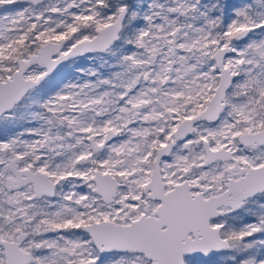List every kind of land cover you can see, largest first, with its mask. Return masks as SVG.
Masks as SVG:
<instances>
[{
	"label": "snow or ice",
	"instance_id": "1",
	"mask_svg": "<svg viewBox=\"0 0 264 264\" xmlns=\"http://www.w3.org/2000/svg\"><path fill=\"white\" fill-rule=\"evenodd\" d=\"M0 8V264H264V0Z\"/></svg>",
	"mask_w": 264,
	"mask_h": 264
},
{
	"label": "rangeland",
	"instance_id": "2",
	"mask_svg": "<svg viewBox=\"0 0 264 264\" xmlns=\"http://www.w3.org/2000/svg\"><path fill=\"white\" fill-rule=\"evenodd\" d=\"M3 13V9L2 8H0V14H2ZM78 62H80V61H78Z\"/></svg>",
	"mask_w": 264,
	"mask_h": 264
}]
</instances>
